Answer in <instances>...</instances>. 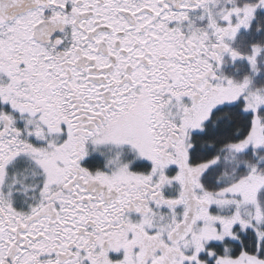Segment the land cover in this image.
Here are the masks:
<instances>
[{"label":"snow or ice","instance_id":"6c2138e0","mask_svg":"<svg viewBox=\"0 0 264 264\" xmlns=\"http://www.w3.org/2000/svg\"><path fill=\"white\" fill-rule=\"evenodd\" d=\"M0 264H264V0H0Z\"/></svg>","mask_w":264,"mask_h":264}]
</instances>
